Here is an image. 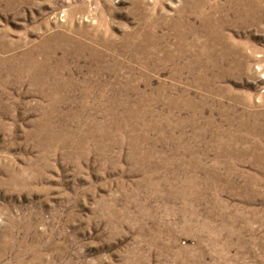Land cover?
<instances>
[{
    "label": "rangeland",
    "instance_id": "obj_1",
    "mask_svg": "<svg viewBox=\"0 0 264 264\" xmlns=\"http://www.w3.org/2000/svg\"><path fill=\"white\" fill-rule=\"evenodd\" d=\"M0 264H264V0H0Z\"/></svg>",
    "mask_w": 264,
    "mask_h": 264
}]
</instances>
